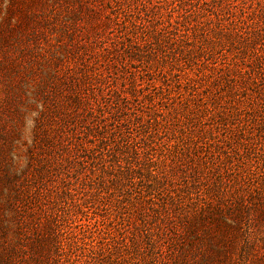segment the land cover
<instances>
[{"label":"rangeland","instance_id":"obj_1","mask_svg":"<svg viewBox=\"0 0 264 264\" xmlns=\"http://www.w3.org/2000/svg\"><path fill=\"white\" fill-rule=\"evenodd\" d=\"M261 205L264 0H0V264H264Z\"/></svg>","mask_w":264,"mask_h":264},{"label":"trees","instance_id":"obj_2","mask_svg":"<svg viewBox=\"0 0 264 264\" xmlns=\"http://www.w3.org/2000/svg\"><path fill=\"white\" fill-rule=\"evenodd\" d=\"M241 203L242 202L239 203L236 200H234V202H228V204H224L223 207L220 205L215 207L213 205L209 206L206 204V206L203 207L204 211L198 213V215H196V216L198 218V221L202 222L201 225H204L205 223L206 224H214L215 223L219 227L228 228V230H230L231 232H238L239 226L235 227L233 225H229V224H227V222L224 219L231 221L233 224H235V223L239 224L241 221V217H242V214L240 211V207L242 205ZM199 208H201V206ZM231 208H233V210ZM258 211H259V214L257 215V217L264 219V205H261L260 207H258ZM224 214L226 216H224ZM37 226H38V224L34 223V224H32L30 229H32L34 227L36 228ZM209 229H211V228H209ZM8 260H9V258L7 259V261Z\"/></svg>","mask_w":264,"mask_h":264}]
</instances>
